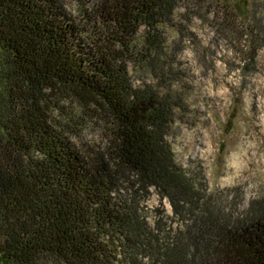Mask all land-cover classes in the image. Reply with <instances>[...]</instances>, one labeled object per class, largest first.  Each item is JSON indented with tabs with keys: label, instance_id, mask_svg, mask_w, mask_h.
<instances>
[{
	"label": "trees",
	"instance_id": "16d2710c",
	"mask_svg": "<svg viewBox=\"0 0 264 264\" xmlns=\"http://www.w3.org/2000/svg\"><path fill=\"white\" fill-rule=\"evenodd\" d=\"M74 1L0 0V264H264V198L211 192L171 142L185 103L164 29L186 0ZM95 123L103 146L75 141ZM152 190L182 232L146 223Z\"/></svg>",
	"mask_w": 264,
	"mask_h": 264
},
{
	"label": "rangeland",
	"instance_id": "374dc122",
	"mask_svg": "<svg viewBox=\"0 0 264 264\" xmlns=\"http://www.w3.org/2000/svg\"><path fill=\"white\" fill-rule=\"evenodd\" d=\"M65 1L79 16L75 1ZM248 5L251 18L245 23L256 24L251 31L242 28L244 20L234 12L240 6L248 13ZM164 37L168 63L179 72L173 76L175 89L185 103L171 136L177 159L185 167L203 168L211 192L237 195L244 207L264 198V0H186ZM134 82L157 84L150 73L134 72ZM65 107L77 111L74 100ZM77 133L78 138L70 137L80 144H105L98 123L77 127ZM143 206L151 229L160 213L168 235L184 229L155 190Z\"/></svg>",
	"mask_w": 264,
	"mask_h": 264
}]
</instances>
